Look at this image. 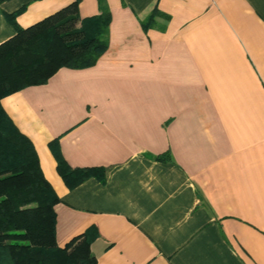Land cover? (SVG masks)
<instances>
[{"label": "crops", "instance_id": "crops-1", "mask_svg": "<svg viewBox=\"0 0 264 264\" xmlns=\"http://www.w3.org/2000/svg\"><path fill=\"white\" fill-rule=\"evenodd\" d=\"M75 2L80 19L100 12L98 0L3 2L0 45L16 35L5 14L24 8L28 29ZM105 2L95 65L0 101L60 200L56 245L92 231L96 264H264V0ZM55 141L71 168L97 173L69 190Z\"/></svg>", "mask_w": 264, "mask_h": 264}, {"label": "trees", "instance_id": "trees-1", "mask_svg": "<svg viewBox=\"0 0 264 264\" xmlns=\"http://www.w3.org/2000/svg\"><path fill=\"white\" fill-rule=\"evenodd\" d=\"M98 3L100 12L95 17L80 19L75 2L28 29L15 21L24 8L5 14L16 35L0 45V101L45 84L61 68L95 65L107 50L111 21L105 0ZM149 20L142 22L144 29ZM75 22L77 26L69 29ZM49 148L57 174L69 190L97 173L94 168H71L57 141ZM59 202L43 176L31 141L0 103V264H96L90 245L97 234L92 231L73 238L64 248L56 245L54 207Z\"/></svg>", "mask_w": 264, "mask_h": 264}, {"label": "rangeland", "instance_id": "rangeland-1", "mask_svg": "<svg viewBox=\"0 0 264 264\" xmlns=\"http://www.w3.org/2000/svg\"><path fill=\"white\" fill-rule=\"evenodd\" d=\"M75 26V25H74ZM73 28H75V27H73V25H71V29H73ZM67 40H70V39H67ZM50 145V144H49Z\"/></svg>", "mask_w": 264, "mask_h": 264}]
</instances>
